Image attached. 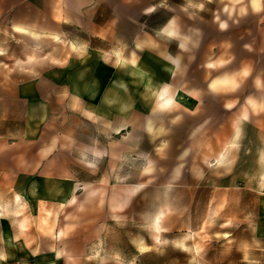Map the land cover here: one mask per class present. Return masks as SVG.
<instances>
[{
  "label": "rangeland",
  "instance_id": "374dc122",
  "mask_svg": "<svg viewBox=\"0 0 264 264\" xmlns=\"http://www.w3.org/2000/svg\"><path fill=\"white\" fill-rule=\"evenodd\" d=\"M56 1L3 0L0 137L32 127L74 140L71 156L51 160L70 165L82 186L66 206H26L12 170L27 164V146H16L17 165L0 140V264H252L243 259L264 192V0H104L98 21L110 19V29L97 37L54 21ZM65 1L74 10L78 0ZM172 16L177 37L158 31ZM91 48L116 53L117 87L141 83L118 57L150 73L132 113L116 108L107 120L71 94L97 98L107 78ZM162 85L189 105L159 108Z\"/></svg>",
  "mask_w": 264,
  "mask_h": 264
},
{
  "label": "crops",
  "instance_id": "0c3cea01",
  "mask_svg": "<svg viewBox=\"0 0 264 264\" xmlns=\"http://www.w3.org/2000/svg\"><path fill=\"white\" fill-rule=\"evenodd\" d=\"M65 2V0H57L55 2V5L52 6L51 10L53 11L52 15L54 17V21L66 23V20H71L70 22L72 24H75L82 30H89L93 37L98 36L96 32L99 30L110 29L108 27L110 19L105 21L104 23L98 21V14L101 12V9L103 8L102 6H106L104 0H78L76 2L74 10L66 6ZM252 3L254 6H257L258 0H253ZM156 11L157 9L152 7L147 11H144V14L149 15L153 14ZM3 15V0H0V19H2ZM30 27L31 26L28 27L17 25L15 26V29L19 28L30 31ZM158 31H161L170 37H177L178 32L176 30L175 20L173 16L169 18L166 23L162 24V26L158 28ZM91 50L100 53L99 57L100 60H102V69L107 78L103 79V82L102 79H98V82H100V84L98 86V89L96 88V92L98 93V95L97 98H94L95 100L88 99L85 95L86 92L84 93L82 89H79L80 91L77 90L75 92L71 91V94L76 97V101L78 103L82 104L81 107L85 111L95 112L98 116H101L102 118L107 120L115 117V115L117 114L116 108L124 109V115L132 113L135 109H137L136 104L139 102L138 96L142 95L145 92V86L146 88L148 87L147 83L149 80H151L150 73L145 68L140 67L139 65H135V63H131L130 59L127 60V63H129L127 65H124L125 60L122 57H118V61L120 60L121 63H123L124 68H129V70L131 71V77L140 79L141 83L139 87H136L132 84L131 81H127V84L124 87H117L115 79L117 78V71L119 69L116 65L111 64L112 62L116 61V53H110L108 51L99 50L97 48H91ZM153 57L158 58L157 55H153ZM170 64V66H167L168 68L166 72L168 73V76L173 77L175 75L176 67H173L174 63ZM171 67L172 69H170ZM220 81L223 84H226L229 82H233V79L224 78ZM156 83H160V81L150 82V84ZM31 84L32 83H29L28 85L24 86L25 91L31 90ZM173 87V85H162L155 91L157 105L159 108L164 109L160 105L161 98L159 97V95L165 92H167L168 95L172 97V99L176 97L178 92H181L183 94L182 100L173 101L171 103V106L167 109H173L178 104L189 105L190 100H188L186 93L180 89L174 91ZM92 91L95 93L94 88ZM121 92L125 95L126 101L124 102L119 101V99L117 101L115 96L116 93ZM84 101H86V105L84 104ZM45 107L47 111V118L44 119V122L47 121L50 115L48 102L45 103ZM101 112H104V114H101ZM37 124L38 123H36V125ZM12 125L14 124L12 123ZM18 125V123H15V126ZM28 126H30V123H28ZM19 132L20 131L18 129L13 128L11 129L12 136L10 137V139L6 138V140L2 136L0 137V140H6L8 143H11V148L13 151V162H17V165L20 161L21 154H19L18 150L16 151V146H20V144L27 146L28 153H25V155H23L24 158H27V164H25L24 168L22 169L12 170V172L16 173L17 175L15 180V187L18 191L16 194L18 195L17 197H21V199L24 198L27 201L26 206H66L67 204H69L68 201L73 196L72 191L75 190L76 186L77 188H81L80 186H82V181L74 176L75 172L69 168L70 165H67V167L63 170L53 169V166L55 165H53V161L51 159L54 156L58 159L60 157L63 158L71 156L72 151L75 147H77V145L72 144L68 146V141L71 140V142H74V140L69 139L62 134L54 136V139L51 135H36V133H38L39 131L33 133L34 129L32 127H28L26 129L24 138H20V136H13L19 134ZM0 142L3 143V141ZM79 148H81V150H85L83 147ZM86 153L98 160L99 157H97L98 155L96 154H100V151H95V149H92V151L87 150ZM88 168L94 167L91 166ZM62 172H65L67 176H55V174H60ZM253 191H255V189H253ZM17 197L15 201L18 204ZM256 201L257 211L255 213V216H253L251 220L253 226V229L251 231V241L245 247L244 254H246V259L243 260L249 261L252 264H264V192L260 197L257 198ZM64 231L65 230H63V232ZM63 232L61 231V235ZM58 256H60V253L58 254ZM46 264H54V261L52 260L50 262H47ZM75 264L86 263L77 262Z\"/></svg>",
  "mask_w": 264,
  "mask_h": 264
},
{
  "label": "bare ground",
  "instance_id": "6f19581e",
  "mask_svg": "<svg viewBox=\"0 0 264 264\" xmlns=\"http://www.w3.org/2000/svg\"><path fill=\"white\" fill-rule=\"evenodd\" d=\"M16 31H18V32H21V33H32L31 31H29V30H25V29H16ZM35 36H37L36 34H35ZM166 91V90H165ZM159 97L161 98V107H163L164 109H167L168 107H170L171 106V103H172V101H173V99L168 95V93L167 92H165V93H162V94H160L159 95ZM19 205V204H18ZM158 219H156L155 220V224L156 225H158ZM23 226V225H22Z\"/></svg>",
  "mask_w": 264,
  "mask_h": 264
}]
</instances>
